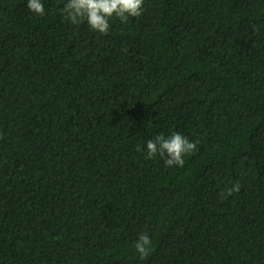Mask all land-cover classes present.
<instances>
[{
    "label": "trees",
    "instance_id": "obj_1",
    "mask_svg": "<svg viewBox=\"0 0 264 264\" xmlns=\"http://www.w3.org/2000/svg\"><path fill=\"white\" fill-rule=\"evenodd\" d=\"M42 2L0 0V264H264V0H144L107 34ZM172 132L184 166L147 159Z\"/></svg>",
    "mask_w": 264,
    "mask_h": 264
},
{
    "label": "clouds",
    "instance_id": "obj_2",
    "mask_svg": "<svg viewBox=\"0 0 264 264\" xmlns=\"http://www.w3.org/2000/svg\"><path fill=\"white\" fill-rule=\"evenodd\" d=\"M27 7L39 16L45 15V6L42 0H28ZM144 10V0H67L60 12L65 20L73 25H78L82 19H85L92 31L107 34L113 17L122 23H127L129 17H140ZM146 149L147 159L159 155L165 158L166 167H183L184 157L194 154L197 144L179 132H172L167 137L161 133L147 141ZM137 150L142 151L139 146ZM240 188L239 181L235 182L226 189L223 194L224 198L239 192ZM151 246V237L147 233H141L135 242V249L141 258L148 256Z\"/></svg>",
    "mask_w": 264,
    "mask_h": 264
}]
</instances>
